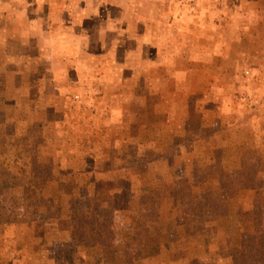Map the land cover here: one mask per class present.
<instances>
[{"label": "rangeland", "instance_id": "rangeland-1", "mask_svg": "<svg viewBox=\"0 0 264 264\" xmlns=\"http://www.w3.org/2000/svg\"><path fill=\"white\" fill-rule=\"evenodd\" d=\"M237 6L0 0V264H232L264 202V28ZM157 192L158 247L129 258Z\"/></svg>", "mask_w": 264, "mask_h": 264}, {"label": "trees", "instance_id": "trees-1", "mask_svg": "<svg viewBox=\"0 0 264 264\" xmlns=\"http://www.w3.org/2000/svg\"><path fill=\"white\" fill-rule=\"evenodd\" d=\"M260 158L258 155H250L241 159L242 185L245 189H255L258 186V173ZM221 174V173H220ZM224 176H230L229 173ZM220 188L228 186L221 176H218ZM121 193H116L114 198V207L122 208L127 206V201L122 203L119 196ZM127 199V198H126ZM264 202L261 199L253 201V226L250 230L240 234V248L236 255L232 257V264H264ZM89 210V209H88ZM160 199L159 192L149 195L138 207L137 226L132 230L130 240L133 245L132 253L128 257L139 256L143 257L150 255L158 247L159 235L153 232L159 224ZM90 214V215H89ZM86 214L88 222H91L96 227V220L99 215L93 214L89 210ZM83 214L80 208L76 209V224ZM97 233V232H96Z\"/></svg>", "mask_w": 264, "mask_h": 264}, {"label": "crops", "instance_id": "crops-1", "mask_svg": "<svg viewBox=\"0 0 264 264\" xmlns=\"http://www.w3.org/2000/svg\"><path fill=\"white\" fill-rule=\"evenodd\" d=\"M235 2H237V9L235 10L236 12L237 11H241L243 8V3L245 4V7L246 6H248V8H249V11L247 12V13H249V17H247L248 18V22H252L253 24H255V23H257L258 24V26L260 27V28H264V19L259 15L260 13H262V12H264V0H235ZM248 2H249V4H248ZM243 12H245V11H243ZM239 14V13H238ZM237 15V14H236ZM246 17V16H245ZM235 18V20H233L234 21V23H235V25H234V28H236V25H237V23H242V20H243V16H241V13H240V16H235L234 17ZM250 19H255L254 20V22L253 21H251ZM13 21H10V23H12ZM238 27V26H237ZM246 216L248 217V221H249V217H250V220H251V211H248L247 213H246ZM249 223V222H248ZM205 227V226H204ZM237 231H236V236L237 235H240L242 232H245V231H248V230H250V228L248 227V228H244V226L241 224V223H238V227H237ZM231 233V232H230ZM187 236H188V234H187ZM2 237V231L0 230V238ZM191 237V238H190ZM189 238V239H188ZM188 238H186V239H188V242H189V244L191 245V243L193 242H191V239L193 240L194 239V234H189V236H188ZM205 241V240H204ZM207 241V240H206ZM205 243V242H204ZM204 243H203V245H202V249H200V250H198V251H200V252H202V253H204L205 251H206V249L204 248ZM169 246H168V249H170V250H174L175 248H172V247H174L175 245L176 246H182V243H180V242H173V241H171L169 244H168ZM10 246V245H9ZM172 246V247H171ZM197 247V246H196ZM2 249V244H1V239H0V252L2 251L1 250ZM195 249V248H194ZM182 250H184V249H182ZM202 250V251H201ZM194 252H198L197 251V249H196V251L195 250H193ZM208 251V250H207ZM222 260V262H224L225 263V261H228V260H230V258H228V257H226V258H221ZM188 262V261H187ZM229 262V261H228Z\"/></svg>", "mask_w": 264, "mask_h": 264}]
</instances>
